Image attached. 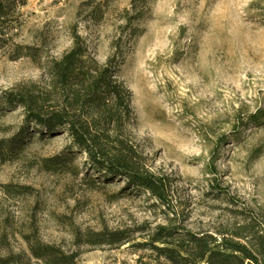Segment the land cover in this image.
<instances>
[{
    "label": "rangeland",
    "instance_id": "rangeland-1",
    "mask_svg": "<svg viewBox=\"0 0 264 264\" xmlns=\"http://www.w3.org/2000/svg\"><path fill=\"white\" fill-rule=\"evenodd\" d=\"M20 13L11 42L40 57L11 61V47L1 50L0 91L41 82L78 35L118 70L128 136L168 180L170 204L92 170L66 132L29 129L18 158L0 166L1 255L40 242L76 253V264H150L134 245L170 221L219 235L263 220L264 0H28ZM2 124L16 134L22 110ZM100 233L124 239L89 243Z\"/></svg>",
    "mask_w": 264,
    "mask_h": 264
},
{
    "label": "trees",
    "instance_id": "trees-1",
    "mask_svg": "<svg viewBox=\"0 0 264 264\" xmlns=\"http://www.w3.org/2000/svg\"><path fill=\"white\" fill-rule=\"evenodd\" d=\"M27 1L0 0V51L11 47L7 54L11 61L24 57L38 61L40 57L39 50L11 42V32L20 25V10ZM117 71L110 61L99 64L84 41L74 35L72 47L47 63L41 82L0 91V166L18 158L29 129L42 138L66 132L72 146L85 153L92 170L124 179L130 188L150 194L168 208V180L147 170L146 158L128 136L130 95ZM17 108L23 112L24 125L9 135L2 119ZM62 164L54 162L53 166L61 168ZM261 219L250 218L219 235L193 232L170 221L134 247L150 253V264H264V217ZM92 238L89 243L107 245L124 239L118 233ZM77 257L33 242L28 244L27 254H0V264H76Z\"/></svg>",
    "mask_w": 264,
    "mask_h": 264
}]
</instances>
